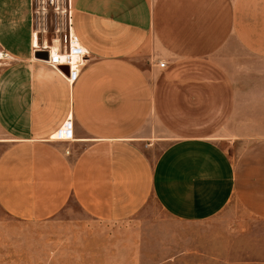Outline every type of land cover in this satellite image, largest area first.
Wrapping results in <instances>:
<instances>
[{
  "label": "crops",
  "instance_id": "1",
  "mask_svg": "<svg viewBox=\"0 0 264 264\" xmlns=\"http://www.w3.org/2000/svg\"><path fill=\"white\" fill-rule=\"evenodd\" d=\"M72 4L86 59L69 84L36 57L63 44L32 0H0L1 211L44 222L72 201L109 223L154 200L197 223L234 202L264 221V0Z\"/></svg>",
  "mask_w": 264,
  "mask_h": 264
},
{
  "label": "rangeland",
  "instance_id": "2",
  "mask_svg": "<svg viewBox=\"0 0 264 264\" xmlns=\"http://www.w3.org/2000/svg\"><path fill=\"white\" fill-rule=\"evenodd\" d=\"M39 19L46 42L63 44L61 19L49 15L46 27ZM0 264H264V221L234 202L197 223L174 220L154 200L129 220L109 223L90 220L72 201L44 222L17 221L0 209Z\"/></svg>",
  "mask_w": 264,
  "mask_h": 264
},
{
  "label": "built area",
  "instance_id": "3",
  "mask_svg": "<svg viewBox=\"0 0 264 264\" xmlns=\"http://www.w3.org/2000/svg\"><path fill=\"white\" fill-rule=\"evenodd\" d=\"M32 7L35 16L43 21V26L46 27V20L49 15H52L55 20L60 18L62 24L67 28L62 48L44 47V49L48 51L47 62L51 67L57 69L60 66H65L68 68L66 81L72 84L78 77L80 67L83 66L86 59V51L79 46L76 38L71 34L72 0H32ZM157 65L160 68L165 66L163 62H158ZM72 136V124L68 119L57 131L55 138L56 140L71 141Z\"/></svg>",
  "mask_w": 264,
  "mask_h": 264
},
{
  "label": "water",
  "instance_id": "4",
  "mask_svg": "<svg viewBox=\"0 0 264 264\" xmlns=\"http://www.w3.org/2000/svg\"><path fill=\"white\" fill-rule=\"evenodd\" d=\"M42 54H44V55H45V60H47V58H48V55H47V53H46V52H40L38 55H36V57H37V58H39L38 56H39V55H42Z\"/></svg>",
  "mask_w": 264,
  "mask_h": 264
}]
</instances>
